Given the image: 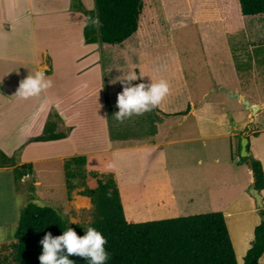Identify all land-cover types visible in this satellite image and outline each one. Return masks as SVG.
Instances as JSON below:
<instances>
[{
	"label": "crops",
	"instance_id": "0c3cea01",
	"mask_svg": "<svg viewBox=\"0 0 264 264\" xmlns=\"http://www.w3.org/2000/svg\"><path fill=\"white\" fill-rule=\"evenodd\" d=\"M181 6L175 13L170 10L173 15L167 16V25L199 26L204 31L203 49L222 51L227 61L213 63L215 70L227 66L236 74L240 65L251 62L254 66V50L264 44L256 41L257 36L261 38L259 23L264 16H243L239 0H184ZM167 7L170 9L169 4ZM76 13L79 12L70 9V4L57 7L55 0H0V67L4 66L0 69L1 106L12 105L15 94L4 90L8 81L24 76L21 64L32 62L37 71H42L47 58L52 61L50 48L43 44V28L71 30ZM77 25L83 30L85 22L78 20ZM155 33L140 17L138 30L123 43L99 46L82 41L83 48L90 51L74 58L79 67L76 74L81 77L90 73L99 76L110 64V58L124 62L134 58L130 69L142 77L141 83L165 80L169 84L168 95L155 109L158 120L153 138L112 141L107 136L108 146L100 152L109 157L125 219L140 223L222 212L237 264H243L260 215L249 194L253 176L248 160L240 159L241 139L247 137L249 157L261 163L264 174V97H256L213 76L203 89H191L175 50L162 56L153 52L159 43ZM10 46L30 52L36 49L38 53L30 62L10 53ZM218 87L243 96L258 111L252 114L239 99ZM60 118L64 126L71 128L62 140L70 139L75 127ZM31 138L26 143H43L30 142ZM193 143L197 145L194 147ZM234 153L240 158H235ZM194 154L197 156L192 158ZM208 168L215 171L209 174ZM259 194L264 209V189ZM257 264H264V254Z\"/></svg>",
	"mask_w": 264,
	"mask_h": 264
},
{
	"label": "rangeland",
	"instance_id": "374dc122",
	"mask_svg": "<svg viewBox=\"0 0 264 264\" xmlns=\"http://www.w3.org/2000/svg\"><path fill=\"white\" fill-rule=\"evenodd\" d=\"M55 2L57 7L63 8L70 4V9L74 10L71 0ZM183 2L184 0H143L141 21L148 24L149 31L156 32L159 42L153 52L162 56L175 50L191 89H203L210 76H213L221 78V82L230 86L238 85L243 91L256 97H264V44L254 50V66L251 62L249 65H240L236 74L227 66L222 70H215L213 63L220 61L227 64V61L222 57V51L203 49L201 42L203 43L204 31L199 26L173 28L167 25V16L172 13L170 10H174V13L180 11ZM81 3L87 10L94 9V0H81ZM76 15L78 16H74L71 30L58 28L47 31L43 28V44L50 48L52 61L50 57L47 58L42 72L52 81V86L38 96L26 100L16 96L20 81L37 72V67L31 61L38 50L30 52L27 48L23 51L7 47L10 53L23 56L31 64H21L24 76L6 83L4 92L11 90L15 95L12 105H0V149L8 157H14L15 165L27 162L32 164L33 169L30 176L15 185L13 166L0 167V255H11L18 213L30 201L59 211L67 219L71 229L76 226L88 227L92 215L89 199L79 195L81 188L72 191L70 196L65 189L63 164L67 158L85 156L87 173H106L111 171L109 157L100 152L108 146L107 136L112 141H119L121 138L148 140L149 136H155L154 124L158 120L155 109L123 123L117 122L113 118L115 112L109 110V107L117 108V95L122 91V85L113 81L132 72L130 68L134 58L126 62L110 58V64L103 68L104 72L99 76L95 73L82 77L76 74L79 67L75 63V56L90 51L83 48L82 29L77 25L78 20L85 22V16L80 12ZM259 26L261 38L257 36L256 41L264 42V18L260 20ZM3 68L4 66L0 67L1 70ZM49 113H58L65 122L74 125L71 138L39 144L26 143L28 138L41 133V126ZM57 130L69 134L71 128L64 126L60 120ZM191 145L195 147L197 143ZM191 156L195 158L197 155ZM234 157L240 158L238 153H234ZM209 169V174L215 171ZM86 184L90 188L95 186L90 177ZM32 186L34 193L30 191Z\"/></svg>",
	"mask_w": 264,
	"mask_h": 264
},
{
	"label": "trees",
	"instance_id": "16d2710c",
	"mask_svg": "<svg viewBox=\"0 0 264 264\" xmlns=\"http://www.w3.org/2000/svg\"><path fill=\"white\" fill-rule=\"evenodd\" d=\"M71 2L73 9L85 16L83 42L111 46L123 43L138 30L144 7L143 0H94L92 10L85 9L81 0ZM239 6L243 16H264V0H239ZM97 16L101 22L98 28L87 22L88 17ZM139 83L141 80H137ZM109 110L116 113L118 108ZM60 120L58 114L49 113L41 134L31 138L30 142L66 138V133L57 130ZM246 150L247 156L242 159L248 160L255 188L260 193L264 189L262 165L249 157V143ZM86 162L85 156H73L64 161L65 189L70 196L72 191L81 188L79 195L89 199L92 215L88 227L95 228L108 241L105 245L109 253L106 264H237L222 212L129 223L124 216L114 173H87ZM8 166H13L15 185L32 174L31 163L15 165L14 157H8L0 149V167ZM88 177L94 180L93 188L86 184ZM30 191L35 192L33 186ZM259 215L260 222L254 229V239L244 256L243 264H257L264 254L263 207H259ZM68 228L67 219L53 207L28 202L18 213L11 255H0V264H40V241L48 233L57 237ZM87 228L76 226L73 230L79 237H83ZM68 259L74 264H88L86 259L79 256H69Z\"/></svg>",
	"mask_w": 264,
	"mask_h": 264
},
{
	"label": "clouds",
	"instance_id": "9594fccd",
	"mask_svg": "<svg viewBox=\"0 0 264 264\" xmlns=\"http://www.w3.org/2000/svg\"><path fill=\"white\" fill-rule=\"evenodd\" d=\"M87 22L93 27L101 26L98 16L88 17ZM141 78L132 71L113 81L122 85V92L117 95L118 111L113 115L117 122L123 123L134 116H142L153 111L168 95L167 81L133 84ZM51 86L52 81L45 77L44 72L37 71L35 75H29L20 81L16 96L26 100L40 95ZM107 243L102 233L93 227H88L83 237H79L71 228L57 237L48 233L40 241L42 254L39 261L40 264H74L68 257L75 255L86 259L88 264H106L109 259V253L105 249Z\"/></svg>",
	"mask_w": 264,
	"mask_h": 264
},
{
	"label": "water",
	"instance_id": "95a60500",
	"mask_svg": "<svg viewBox=\"0 0 264 264\" xmlns=\"http://www.w3.org/2000/svg\"><path fill=\"white\" fill-rule=\"evenodd\" d=\"M218 90L224 93H227L230 97H235L236 99H239L241 101V103L247 108L250 109L252 114H255L258 111V107L255 105H249V102L247 100L244 99L243 96L232 93L229 89L224 88V87H218ZM248 139L247 137H243L241 139V151H240V155L242 158L247 156V150H246V146L248 144ZM250 167V165H249ZM249 194L254 198L256 204L258 207H262V199L261 196L259 194V191L255 188V179L253 178V181L250 185L249 188Z\"/></svg>",
	"mask_w": 264,
	"mask_h": 264
}]
</instances>
